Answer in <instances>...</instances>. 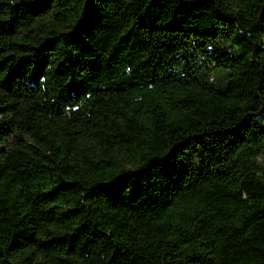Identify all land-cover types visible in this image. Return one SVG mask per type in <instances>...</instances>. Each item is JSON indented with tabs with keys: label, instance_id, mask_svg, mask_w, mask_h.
Here are the masks:
<instances>
[{
	"label": "trees",
	"instance_id": "16d2710c",
	"mask_svg": "<svg viewBox=\"0 0 264 264\" xmlns=\"http://www.w3.org/2000/svg\"><path fill=\"white\" fill-rule=\"evenodd\" d=\"M0 264H264V0H0Z\"/></svg>",
	"mask_w": 264,
	"mask_h": 264
},
{
	"label": "rangeland",
	"instance_id": "374dc122",
	"mask_svg": "<svg viewBox=\"0 0 264 264\" xmlns=\"http://www.w3.org/2000/svg\"><path fill=\"white\" fill-rule=\"evenodd\" d=\"M227 72L214 70L208 77V81L214 85H223L227 79Z\"/></svg>",
	"mask_w": 264,
	"mask_h": 264
}]
</instances>
